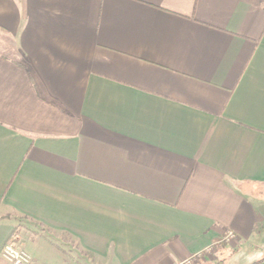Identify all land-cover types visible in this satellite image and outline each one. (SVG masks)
<instances>
[{"label": "crops", "instance_id": "0c3cea01", "mask_svg": "<svg viewBox=\"0 0 264 264\" xmlns=\"http://www.w3.org/2000/svg\"><path fill=\"white\" fill-rule=\"evenodd\" d=\"M7 243L264 264V0H0V264Z\"/></svg>", "mask_w": 264, "mask_h": 264}, {"label": "built area", "instance_id": "2783aa9c", "mask_svg": "<svg viewBox=\"0 0 264 264\" xmlns=\"http://www.w3.org/2000/svg\"><path fill=\"white\" fill-rule=\"evenodd\" d=\"M222 241L225 243V245L233 247L236 243V237L233 233L227 232L222 237ZM1 255L11 264H34L25 251L16 248L10 243L4 245V247L1 250ZM198 260L199 257H193L190 260L183 261L177 264H195Z\"/></svg>", "mask_w": 264, "mask_h": 264}, {"label": "rangeland", "instance_id": "374dc122", "mask_svg": "<svg viewBox=\"0 0 264 264\" xmlns=\"http://www.w3.org/2000/svg\"><path fill=\"white\" fill-rule=\"evenodd\" d=\"M16 220L19 221L20 223L25 224V222L21 218H16ZM241 259H242L241 253L236 252V253L228 254L225 258V262L226 264L228 263V261H231V263L233 264H239Z\"/></svg>", "mask_w": 264, "mask_h": 264}]
</instances>
